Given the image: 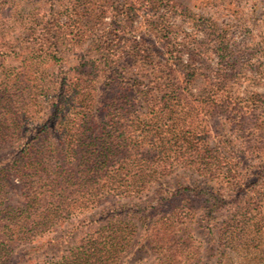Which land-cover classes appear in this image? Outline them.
Listing matches in <instances>:
<instances>
[{
    "label": "trees",
    "instance_id": "1",
    "mask_svg": "<svg viewBox=\"0 0 264 264\" xmlns=\"http://www.w3.org/2000/svg\"><path fill=\"white\" fill-rule=\"evenodd\" d=\"M146 1V29L140 32L135 10L125 9L126 24L112 30L102 28L107 8L94 11L90 0H77L67 19L73 16L77 26L71 42L85 53L63 79L48 81L39 72L64 59L57 48L21 57L18 69H10V57L0 52V151L14 150L0 159V264H129L151 238L196 218L194 207L176 206L178 198L199 203L210 222L226 201L225 190L212 186L221 171L246 163L238 151H264L260 107L232 95V85L248 76L251 59L246 70L234 71L242 50H236L230 30L211 19L197 25L208 51L192 44L191 35L181 38L169 11L161 16V6ZM92 17L97 24L90 23ZM260 46L264 52V38ZM207 53L217 55L221 70L194 93ZM204 111L226 116L236 132L253 131L254 145L230 137L218 142L223 154L211 150L210 141L197 136L205 130ZM179 169L205 184L167 188L166 179ZM227 178L235 191L256 186L264 179V165ZM151 194L158 199L154 204H119ZM110 201L115 203L78 225L81 234H55L62 222ZM39 237L52 243L51 252L28 248Z\"/></svg>",
    "mask_w": 264,
    "mask_h": 264
},
{
    "label": "rangeland",
    "instance_id": "2",
    "mask_svg": "<svg viewBox=\"0 0 264 264\" xmlns=\"http://www.w3.org/2000/svg\"><path fill=\"white\" fill-rule=\"evenodd\" d=\"M90 1L94 11L97 8L108 9L102 28L115 30L117 24L125 25L124 11L131 9L136 11V13L133 11L134 26L140 28V32H145L144 6L147 4L146 0ZM163 1L156 2L154 0L156 5L161 6L160 15L162 16L165 10L169 11V21L179 27L175 30L181 32L180 37L184 39L191 35V37L188 36L189 41L192 44L195 43L196 46L202 45L203 48L210 51L206 34L201 31L196 32L197 25L205 23L206 19L215 21L222 30H230L232 43L237 46L236 50H242L241 58L238 59V67L234 71L246 70L245 64L251 59L249 69H247L248 76L241 82L236 81L232 85V95L237 99V102L256 100L255 103L260 107L257 116L264 120V52L260 46V42L264 38V0ZM163 5L164 7H162ZM78 6L77 0H0V52H4L7 57H10L8 67L18 69L21 57L33 58L41 54V51L36 53L40 49L51 47L54 50L57 48L63 54L64 59L40 67L39 72L48 81L63 79L66 73L71 72L77 64L78 56L85 53L71 42L74 40L77 26L73 16H69V21L67 19L68 9H76ZM66 21H68L67 25L64 24ZM90 23L97 24L95 17H92ZM49 42L53 45H50ZM210 54L198 65L202 69L203 77L198 78L194 83V93H197L203 86V81L207 76H213L214 72L221 70L217 55ZM189 59V55L184 54L183 61L188 62ZM243 62L244 65L241 66ZM202 115L200 122L205 130L197 136L209 140L211 150H217L215 152L223 154L218 142L229 141L230 137L237 139L240 136V140L246 139L250 141L249 145H254V142H251L254 141V135H251L254 133L253 131L245 129L243 132H236V129L229 125L227 117L218 113L206 115V111H204ZM40 118L44 119V116L41 115ZM41 123L40 121L37 125ZM37 125L35 126L37 127ZM12 152L14 150L6 146L0 151V159H8ZM240 152L238 151L237 155L245 157L246 163L240 161L238 165L234 164V169L226 166L221 171L222 176L212 183L216 189L225 190L226 201L221 210L210 214L211 224L208 222L209 219L206 218L208 216H205L204 210L199 211V203L198 205L196 202H191V199L182 201V198H178L176 206L179 208L184 205L186 208L194 207L198 212L196 218L187 221V225L184 227L178 226L174 230L161 232L157 240L154 237L151 238L153 243L139 253L138 257L130 260L129 264L170 262L172 264H264V179H261L256 186H246L235 191L236 188L228 184L229 179L227 178L230 174L246 175L251 171H256L259 166L264 165V151L242 150L245 152L244 155ZM166 180L169 181L166 187H170L172 190L193 188L198 184H205L198 175L183 169H179ZM14 182L20 183L18 179H15ZM157 200L156 194H151L142 199L121 200L119 204L135 206L144 205L147 202L154 204ZM180 201L183 204H180ZM114 203L115 201L102 202L97 210L79 214L62 222L54 231L55 234L62 235L69 232L81 234L84 230H79L80 223L84 221L87 223L102 209ZM186 208L183 211H187ZM168 210L164 211V215ZM203 218L206 220L203 221ZM142 232L140 230L138 233ZM154 241L156 242L154 243ZM51 244L47 238L39 237L32 240L28 244V248L41 251L50 250ZM39 256L44 257L42 253Z\"/></svg>",
    "mask_w": 264,
    "mask_h": 264
}]
</instances>
